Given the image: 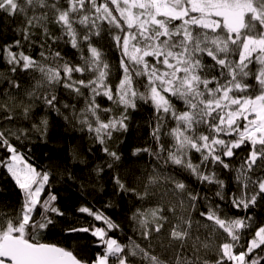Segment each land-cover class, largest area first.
<instances>
[{
    "label": "snow or ice",
    "instance_id": "6c2138e0",
    "mask_svg": "<svg viewBox=\"0 0 264 264\" xmlns=\"http://www.w3.org/2000/svg\"><path fill=\"white\" fill-rule=\"evenodd\" d=\"M0 68V170L22 194L0 212V264H264L251 211L264 205V0H0ZM142 105L152 144L132 155L154 163L128 183L111 177L134 200L139 241L114 238L120 224L87 206L77 211L104 227L63 231L95 237L91 259L43 241L65 213L51 191L42 198L53 173L30 163V134L45 137L54 112L115 171L109 142Z\"/></svg>",
    "mask_w": 264,
    "mask_h": 264
},
{
    "label": "trees",
    "instance_id": "16d2710c",
    "mask_svg": "<svg viewBox=\"0 0 264 264\" xmlns=\"http://www.w3.org/2000/svg\"><path fill=\"white\" fill-rule=\"evenodd\" d=\"M10 27L14 28L15 25H10ZM12 36L11 31L4 30V40L11 42ZM67 51L71 56L73 50ZM2 70L3 68H0V71ZM98 100L104 107L110 106V102L105 99L98 98ZM82 106V103L77 105V107ZM36 112L40 116L44 115L42 107H38ZM48 119L47 135L41 138L37 134H30L32 139L25 142L27 148L24 149L30 158V163L38 170L47 168L52 171L51 188L45 189L42 198H46L47 192L51 191L57 196L56 205L65 213L63 217L57 218L55 226H50L43 233L42 240L66 247L80 258L91 259L102 250L98 246L96 238L92 237L90 233L69 234L63 231V228L68 226L90 227L95 225L104 227L102 221H95L93 217L77 211L79 207L87 206L93 211L103 212L104 215L120 224V230L110 233L114 238L125 244L128 243V237L139 241V235L134 232L127 219L131 214L129 210L133 207L134 200L130 195L117 193L111 177L118 173L128 183L131 182V173L135 172L136 175H140L145 166H148L149 170L151 169L154 161L147 153L132 155L135 148L149 147L152 144L149 126L152 123V112L149 106L142 105L136 111L130 110V119L127 121L128 130L116 133V139L109 142L113 150L118 151L122 157L115 171L107 168L105 155L99 151V145L92 144L87 132H81L77 128L71 127L54 112L49 114ZM23 123L29 124L30 122ZM245 154L241 151L239 156L242 157ZM74 155L77 157L76 159H74ZM81 160L86 163H81ZM236 163H239V159L236 160ZM97 165L104 166V171L99 177L93 171ZM229 187H234V185L229 184ZM21 200L22 194L6 174V170H0V212L14 214L19 210ZM109 203L112 206L106 207ZM135 203L139 205V202ZM225 210L228 211V209ZM231 211L242 215L235 209ZM251 211L258 218L264 219V205Z\"/></svg>",
    "mask_w": 264,
    "mask_h": 264
}]
</instances>
